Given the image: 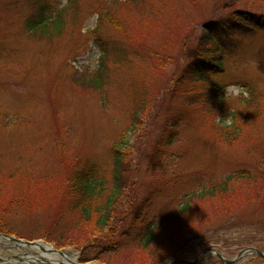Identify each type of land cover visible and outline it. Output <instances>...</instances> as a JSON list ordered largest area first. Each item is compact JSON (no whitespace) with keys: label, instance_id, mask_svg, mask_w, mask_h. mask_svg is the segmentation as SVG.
<instances>
[{"label":"rangeland","instance_id":"1","mask_svg":"<svg viewBox=\"0 0 264 264\" xmlns=\"http://www.w3.org/2000/svg\"><path fill=\"white\" fill-rule=\"evenodd\" d=\"M41 3L65 8L62 34L28 31ZM231 6L264 15V0H0V233L72 249L69 258L80 264H124L125 253L136 264H157L180 251L193 262L208 246L228 260L248 247L264 251V32L232 36L243 47L226 81H250L246 98L194 104V91L207 83L183 73L203 47L207 24L220 23ZM102 58L109 78L95 88L88 78L96 79ZM230 107L242 115L231 126L216 123ZM120 143L127 173L119 199L127 215L116 211L123 222L111 238L108 228L91 232L74 211L71 180L89 161L109 171ZM218 184L228 192L192 198L178 216L188 194ZM147 197L149 219L162 215L174 227L151 260L132 241L144 217L135 220L130 210ZM114 243L120 247L111 249ZM25 251L32 262H17ZM45 254L4 251L0 240V264H57ZM194 264L227 263L208 253ZM231 264L264 259L253 253Z\"/></svg>","mask_w":264,"mask_h":264},{"label":"trees","instance_id":"2","mask_svg":"<svg viewBox=\"0 0 264 264\" xmlns=\"http://www.w3.org/2000/svg\"><path fill=\"white\" fill-rule=\"evenodd\" d=\"M245 4L247 5V2H245ZM64 9L65 8H62L60 11H57L52 7L51 3H41L37 11L29 16L25 26L27 27L28 31L30 30L32 34H35L37 36H40V34L45 36H51L52 34H62L65 27V17L64 14L61 13V11ZM226 9L228 10H225L220 23L213 19L208 23V30L204 31L202 37L200 38V40H202L203 47H201V49H198L196 54L193 56V60L191 61L187 69L188 73L183 72L187 74L188 77H190V80L207 83L205 88L203 90L201 89L200 93H195L194 91V96L192 98V103L194 104L205 103L209 107V105L214 103V101H218V104L221 103L222 106L224 105L223 100L220 98L224 94L223 85L229 83L228 81H226V77L228 76L229 72L228 68L229 66H231L234 58L236 59V53H239V51L236 52L238 50L237 48L243 47L241 45V42H239L240 40L234 37L232 38V36L234 34L243 33L253 34L254 29H258L259 31L264 32V15L260 12L251 10L249 7H246L245 9L234 10L231 6L226 7ZM238 56L239 54L237 55V57ZM239 58L237 59L239 61L241 59L242 64H253L251 60L246 61L242 58ZM235 61L237 62V60ZM258 64L264 66V63L262 62H258ZM98 66L99 67H97L96 79H91V76L88 78V82H91L95 88H101L109 78L108 73H106L105 58L101 59V62ZM214 77L217 78L219 85L216 80H213ZM83 78L87 79V77ZM240 79H243V77H240ZM212 80L214 83H212ZM243 83L245 84L243 85L247 88L250 86V81H246ZM201 86L199 85L197 89L201 88ZM216 87L219 88L216 89ZM235 112L236 111H234V113H231V115L233 116V120H235L237 117H240V114L242 115V113ZM220 113L223 114V116L228 115V113H224L223 110H221ZM247 113L248 112H245L243 116L246 121L248 119ZM227 139H229L227 141H231L229 137H227ZM168 145H173V142L169 143L168 141ZM122 146H124V144L120 143V145L116 147L117 152L113 156V164L110 166L109 171H103L97 163L89 161L86 167L82 171L77 172L71 180V182L73 181V184H75L73 190L77 194L72 205L75 208H73L74 211L76 212L77 210H80V216H82L83 218L82 221H85L84 224L91 227V232H95L96 227L100 230L103 229L101 233L106 231L104 230V228H108L107 230L111 234V236L109 237L111 238L119 231L121 227L120 223L123 222L122 220L117 219L116 211L119 210L121 216L123 214L125 216L127 215L125 213V210L121 209L120 207V204L123 200L121 201V199H119L120 195H124V193H122V190L126 185L125 175L127 173L124 170V168L127 166L126 161H124L127 156L120 151V148ZM258 176V181L261 182L262 180H264L262 178V174ZM108 177H111L109 182L107 181ZM228 177L229 178L226 183L233 179V177L231 176ZM243 177L249 178L246 176ZM109 186L111 187V189L108 190ZM219 188H221L222 192L224 193L228 192V188H226L224 185L222 186L221 184H218L216 187H209L207 185L202 187L200 190H197L196 193L188 194L187 198L184 200L186 201V203L183 202L182 205L178 207V216L184 215L187 210L190 209L191 205L189 203L192 201V198L205 197L208 194H215L216 191L219 190ZM107 192L109 193V196H107ZM103 195L108 197V199L106 200V203L102 204L100 203V199ZM142 203V207L130 209L133 214L135 213L137 215L135 216V220L140 216H142V218L144 217L143 221L141 222L142 226L139 229L140 232L138 230H135L133 234L136 236L132 241L136 242V246L141 249L142 254H150L147 258L151 260L153 258H156L154 257V255L156 254L155 251L157 250L159 244L165 246V244H163L162 242L166 238L165 236L167 234L164 233H170L174 229V227L171 226L166 228L167 223L166 220H164L165 218H161L162 215H158V217L155 216V219L153 220L149 219V213L147 211H144V208H153L151 197H147L146 201ZM115 215L116 217L114 218ZM205 220L207 221V219ZM210 220L211 219H209L208 221ZM92 223L94 225L90 226V224ZM83 230V233L86 232L87 234L92 236L90 230ZM3 231L9 232V230ZM88 247H91V245H88ZM100 247L102 248V246ZM114 247L118 249L120 246L114 243V245L111 246V249ZM99 251L103 253L102 249H100ZM173 255L174 260L188 259L187 255H185V252L182 251ZM121 259L123 260L124 264L137 263V261L135 260H128L129 257L126 253L122 256ZM178 264L186 263L180 261Z\"/></svg>","mask_w":264,"mask_h":264},{"label":"clouds","instance_id":"3","mask_svg":"<svg viewBox=\"0 0 264 264\" xmlns=\"http://www.w3.org/2000/svg\"><path fill=\"white\" fill-rule=\"evenodd\" d=\"M223 92L224 94L220 99L225 101L227 104L230 101L239 99L241 96L246 98L249 95L246 87L239 83H226L223 85ZM233 111L234 109L230 107V114L226 118L222 119L220 116H217L216 123L221 124L222 126H231L233 124V116L231 115ZM169 264H171V261H169Z\"/></svg>","mask_w":264,"mask_h":264},{"label":"water","instance_id":"4","mask_svg":"<svg viewBox=\"0 0 264 264\" xmlns=\"http://www.w3.org/2000/svg\"><path fill=\"white\" fill-rule=\"evenodd\" d=\"M12 239H13V240H16L14 237H12ZM210 251H213L214 253H216V255L219 256L220 258H222L226 263H232V261H236V260L242 258L243 255H245V254H250V253H252L253 251H257L261 256L264 257V253L261 252V251H259V250H257V249H255V248H253V249H252V248H248V249L242 250V252H241V253H240L235 259H233V260H228V259H226V258L223 256L222 253L217 252L213 247L207 248V249L203 250L201 253L204 255V254H207V252H210ZM199 258H200V257H198L194 262H197V261L199 260ZM174 263H175V262H171V264H174ZM157 264H169V262H168V263H157Z\"/></svg>","mask_w":264,"mask_h":264},{"label":"bare ground","instance_id":"5","mask_svg":"<svg viewBox=\"0 0 264 264\" xmlns=\"http://www.w3.org/2000/svg\"><path fill=\"white\" fill-rule=\"evenodd\" d=\"M1 237V236H0Z\"/></svg>","mask_w":264,"mask_h":264}]
</instances>
